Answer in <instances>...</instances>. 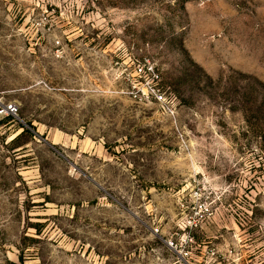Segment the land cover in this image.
Segmentation results:
<instances>
[{"label":"rangeland","instance_id":"374dc122","mask_svg":"<svg viewBox=\"0 0 264 264\" xmlns=\"http://www.w3.org/2000/svg\"><path fill=\"white\" fill-rule=\"evenodd\" d=\"M0 96V264H264V0H0Z\"/></svg>","mask_w":264,"mask_h":264},{"label":"built area","instance_id":"2783aa9c","mask_svg":"<svg viewBox=\"0 0 264 264\" xmlns=\"http://www.w3.org/2000/svg\"><path fill=\"white\" fill-rule=\"evenodd\" d=\"M56 44H59L56 41ZM134 74L139 77L138 80H135L133 82H130V85L134 89H138L137 86H149L150 81L153 82L155 81L158 76L153 68V66L150 64L149 61L143 62V63H137L134 65ZM150 80V81H149ZM153 93L154 88H150ZM135 90V91H136ZM154 95H159V94H154ZM161 97V95H159ZM18 114V106L13 103V102H5L2 97L0 96V116L1 117H16ZM183 226L184 228V233L187 234V237L189 236V240L185 241V244H188V242H193L192 237H190V232L195 229V210L193 213L187 217L184 218L183 220ZM169 246H171L174 251L179 255L178 259V264H191L192 256H191V251L189 249H186V247H192L191 245H181L177 247L175 245L173 247L172 242L170 241ZM211 255H214V251H211Z\"/></svg>","mask_w":264,"mask_h":264}]
</instances>
